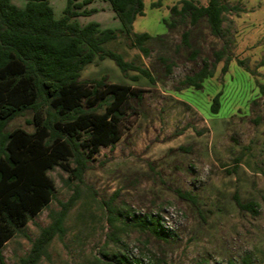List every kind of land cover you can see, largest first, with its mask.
I'll return each instance as SVG.
<instances>
[{
	"label": "rangeland",
	"instance_id": "obj_1",
	"mask_svg": "<svg viewBox=\"0 0 264 264\" xmlns=\"http://www.w3.org/2000/svg\"><path fill=\"white\" fill-rule=\"evenodd\" d=\"M153 1L144 0V14L132 23V32L154 37L144 44L148 55L129 45L108 0H93L86 6L93 13L76 18L80 25L95 21L118 31L104 46L148 70L153 81L137 71L124 76L108 58L84 67L81 80L126 83L140 98L123 108L115 145L88 154L82 182L59 166L47 172L54 197L3 244L5 264H18L40 228L73 196L64 235L50 241L38 264H264V0H220L236 8L224 13L220 37L205 19L192 25L188 17L172 15L169 8L181 0L154 8ZM49 3L61 17L66 0ZM205 63L213 73L200 88L183 84ZM31 118L26 111L7 129L32 131ZM146 217L166 226L169 238L140 229L136 221Z\"/></svg>",
	"mask_w": 264,
	"mask_h": 264
},
{
	"label": "trees",
	"instance_id": "obj_2",
	"mask_svg": "<svg viewBox=\"0 0 264 264\" xmlns=\"http://www.w3.org/2000/svg\"><path fill=\"white\" fill-rule=\"evenodd\" d=\"M108 1L129 45L148 55L144 44L154 37L147 32H132L133 21L144 14V0ZM162 1H153L151 7H160ZM92 2L66 0L62 16L56 18L49 0H25L23 7L0 0V264H5L3 244L53 199L54 181L47 172L59 166L69 171V179L82 182L88 154L101 146L115 145L120 139L123 108L130 99L140 98L139 91L126 83L106 82L104 77L81 80L84 67L95 58H108L124 76L128 71H137L153 81L148 70L104 46L118 37V31L100 29L95 21L79 24L77 17L93 13L86 8ZM180 3V7L169 8L172 15L188 17L192 25L205 19L216 37L223 33L224 13L236 9L220 0H207L206 5L191 0ZM165 23L171 28L175 25L173 21ZM182 38L188 45L189 32L184 31ZM220 58L218 54L216 62ZM226 68L227 62L222 71ZM212 73L205 63L193 76L185 77L183 84L198 89ZM219 96L217 93L212 98L213 113L218 112ZM26 111L32 112L28 121L32 131L20 126L8 130L9 122ZM71 162L74 166L69 168ZM75 199L73 196L61 204L62 209L52 216L48 226L40 228L18 264H38L50 241L64 235L63 221ZM236 203L244 206L238 199ZM136 224L157 239L169 238L170 233L158 219L140 218ZM117 264L142 263L118 259Z\"/></svg>",
	"mask_w": 264,
	"mask_h": 264
},
{
	"label": "crops",
	"instance_id": "obj_3",
	"mask_svg": "<svg viewBox=\"0 0 264 264\" xmlns=\"http://www.w3.org/2000/svg\"><path fill=\"white\" fill-rule=\"evenodd\" d=\"M13 0H11V2H12ZM13 3V2H12ZM14 4V3H13ZM24 5V4H23ZM18 7H22V6H20V5H17Z\"/></svg>",
	"mask_w": 264,
	"mask_h": 264
},
{
	"label": "built area",
	"instance_id": "obj_4",
	"mask_svg": "<svg viewBox=\"0 0 264 264\" xmlns=\"http://www.w3.org/2000/svg\"><path fill=\"white\" fill-rule=\"evenodd\" d=\"M164 227H166V226H164ZM164 227H163V228H164ZM165 229H166V228H165Z\"/></svg>",
	"mask_w": 264,
	"mask_h": 264
}]
</instances>
